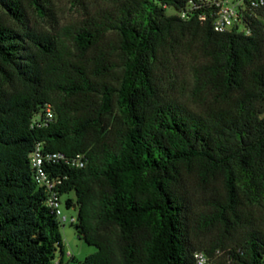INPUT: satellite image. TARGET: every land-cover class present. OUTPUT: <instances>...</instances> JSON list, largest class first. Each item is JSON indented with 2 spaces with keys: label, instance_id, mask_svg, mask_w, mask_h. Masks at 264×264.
Masks as SVG:
<instances>
[{
  "label": "trees",
  "instance_id": "1",
  "mask_svg": "<svg viewBox=\"0 0 264 264\" xmlns=\"http://www.w3.org/2000/svg\"><path fill=\"white\" fill-rule=\"evenodd\" d=\"M188 1L115 0L53 34L30 25L20 0H0L16 22L0 20V264H195L197 252L264 264L254 218L264 207V11L249 35L217 33L211 20L164 7ZM189 40L203 58L192 65L193 95L212 98L204 112L169 94L168 70ZM38 144L85 158L83 168L44 165L61 196L74 194L65 201L77 209L72 225L97 249L83 261L66 259L61 225L34 181ZM190 177L223 186L201 224L229 245L193 241Z\"/></svg>",
  "mask_w": 264,
  "mask_h": 264
},
{
  "label": "rangeland",
  "instance_id": "2",
  "mask_svg": "<svg viewBox=\"0 0 264 264\" xmlns=\"http://www.w3.org/2000/svg\"><path fill=\"white\" fill-rule=\"evenodd\" d=\"M31 26L38 30H44L51 33L65 27L79 26L83 21L89 19L90 16L96 15L106 9L112 8L115 0H20ZM45 11V14L43 13ZM47 10V12H46ZM0 20L7 22L10 25L16 24L15 20L6 15L5 11L0 10ZM108 39L112 42L116 39L115 34H110ZM200 43L198 41H187L182 47V59L179 63H174L168 70V77L173 82L169 94L179 100L185 102L191 108L204 112L211 107L212 98L208 101H203V98L194 97V74L192 65L201 61L202 55L200 51ZM188 187L192 197V210L194 223L192 226L191 236L197 245L205 247L214 244L223 243L229 245L227 234L221 229L205 230L202 227L201 217L203 214H208L210 207V199L214 195L223 194L224 189L220 183H215L207 188L200 185L198 180L190 177ZM74 201L73 193L62 196V213L70 217H77V209L65 207L66 199ZM255 224L264 230V207H259L254 210ZM59 232L64 245V250L71 254L74 261H83L85 257L94 254L97 249L94 246L86 244L81 240L74 228V225L67 223L59 227ZM70 257H66L69 259ZM225 260L223 253H217L216 257L210 260L209 264H221Z\"/></svg>",
  "mask_w": 264,
  "mask_h": 264
},
{
  "label": "built area",
  "instance_id": "3",
  "mask_svg": "<svg viewBox=\"0 0 264 264\" xmlns=\"http://www.w3.org/2000/svg\"><path fill=\"white\" fill-rule=\"evenodd\" d=\"M169 14L182 20L196 17L200 22L211 20L213 30L217 33L235 31L245 35L251 33L250 24L259 12L264 11V0H190L182 9L164 6ZM54 119V112L50 105L45 107V122ZM63 161L73 168H83L86 164L83 155L66 157L62 153H43L41 144H38L29 155V163L33 170L36 185L46 193V206L50 208L60 225L76 224L77 217L68 218L62 213V196L58 185L61 181L52 178L44 165L49 162ZM66 257H71L69 252ZM195 264H209L208 257L203 252L194 255Z\"/></svg>",
  "mask_w": 264,
  "mask_h": 264
},
{
  "label": "water",
  "instance_id": "4",
  "mask_svg": "<svg viewBox=\"0 0 264 264\" xmlns=\"http://www.w3.org/2000/svg\"><path fill=\"white\" fill-rule=\"evenodd\" d=\"M75 208V207H74Z\"/></svg>",
  "mask_w": 264,
  "mask_h": 264
}]
</instances>
